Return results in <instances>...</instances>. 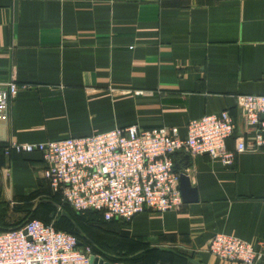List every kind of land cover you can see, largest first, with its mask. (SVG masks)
Instances as JSON below:
<instances>
[{
    "label": "crops",
    "instance_id": "obj_1",
    "mask_svg": "<svg viewBox=\"0 0 264 264\" xmlns=\"http://www.w3.org/2000/svg\"><path fill=\"white\" fill-rule=\"evenodd\" d=\"M9 80L19 93L0 123V226L53 192L42 155L7 156L10 141L133 125L186 136L190 121L228 111L252 144L237 96L264 95V0H0V83ZM174 160L198 201L108 226L110 254L128 258L110 264H229L207 250L219 233L264 249V148L230 167Z\"/></svg>",
    "mask_w": 264,
    "mask_h": 264
},
{
    "label": "built area",
    "instance_id": "obj_2",
    "mask_svg": "<svg viewBox=\"0 0 264 264\" xmlns=\"http://www.w3.org/2000/svg\"><path fill=\"white\" fill-rule=\"evenodd\" d=\"M19 93L15 80L0 83V123L10 119ZM238 106L254 132L252 144L235 136L228 111L192 120L186 136L177 127L145 130L137 125L81 138L21 144L10 141L5 155L40 153L43 177L54 193L76 212H99L105 221L131 222L146 211L165 213L180 208V171L174 156L206 155L224 166L248 150L264 148V95H239ZM234 138L235 147L227 143ZM208 252L229 264H264V249L235 236L216 234ZM90 246H79L73 234L34 219L21 228L0 231V264H93Z\"/></svg>",
    "mask_w": 264,
    "mask_h": 264
},
{
    "label": "trees",
    "instance_id": "obj_3",
    "mask_svg": "<svg viewBox=\"0 0 264 264\" xmlns=\"http://www.w3.org/2000/svg\"><path fill=\"white\" fill-rule=\"evenodd\" d=\"M5 150V149H4ZM59 205L61 209L67 212L72 220L75 222L76 227L62 217L61 212L56 208ZM50 211V212H49ZM0 212H3V207L0 206ZM49 212L48 216L46 215ZM24 217L19 218L13 222H9L3 226H0V231H9L21 228L26 222L30 220H40L43 223L49 225L53 224L55 228L59 231H64L73 234L77 237L79 243L82 247L90 246L93 250V254L100 256L102 259L110 262L111 260H126L127 255L120 252V256H113L109 252V241L107 237L108 226L117 224L118 222L122 224H128L129 222L123 221H105L103 215L99 212L88 211L85 213L76 212L69 204L62 201L61 196L52 192L51 196L47 198H41L35 204V209H29ZM57 213L60 214V221L66 223L65 228H59L57 226ZM55 214V218L51 216ZM84 214H89L92 218H87L83 216Z\"/></svg>",
    "mask_w": 264,
    "mask_h": 264
},
{
    "label": "water",
    "instance_id": "obj_4",
    "mask_svg": "<svg viewBox=\"0 0 264 264\" xmlns=\"http://www.w3.org/2000/svg\"><path fill=\"white\" fill-rule=\"evenodd\" d=\"M179 171H180V191H181L183 203L189 204V203L197 202L198 201L197 191L195 188L192 187L188 173L185 170H179ZM56 208L61 212L62 217L69 220L74 225V227L77 228L75 222L72 220L71 216L67 212L63 211L59 205H56ZM51 217L55 218V214H53ZM81 245L82 244L79 243V246ZM91 262L93 264H110L109 262H105L104 259H100L95 256L91 258Z\"/></svg>",
    "mask_w": 264,
    "mask_h": 264
},
{
    "label": "rangeland",
    "instance_id": "obj_5",
    "mask_svg": "<svg viewBox=\"0 0 264 264\" xmlns=\"http://www.w3.org/2000/svg\"><path fill=\"white\" fill-rule=\"evenodd\" d=\"M49 212H47V214H46L47 216H48ZM83 216H86L87 218L88 217L92 218V217L89 216V214H84ZM56 223H57V226L59 228H65V226H67L66 223L60 221V214L59 213H57V221H56Z\"/></svg>",
    "mask_w": 264,
    "mask_h": 264
}]
</instances>
